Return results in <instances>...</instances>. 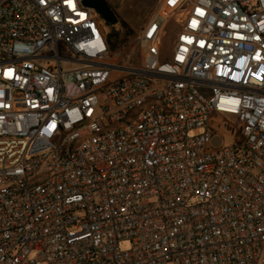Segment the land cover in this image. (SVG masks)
I'll use <instances>...</instances> for the list:
<instances>
[{"label":"built area","instance_id":"built-area-1","mask_svg":"<svg viewBox=\"0 0 264 264\" xmlns=\"http://www.w3.org/2000/svg\"><path fill=\"white\" fill-rule=\"evenodd\" d=\"M110 30L0 0V264H264V0H158L133 56Z\"/></svg>","mask_w":264,"mask_h":264},{"label":"rangeland","instance_id":"rangeland-1","mask_svg":"<svg viewBox=\"0 0 264 264\" xmlns=\"http://www.w3.org/2000/svg\"><path fill=\"white\" fill-rule=\"evenodd\" d=\"M110 4L111 8L114 10L115 14L118 16L119 22L125 21L127 26L136 32L141 25L148 19L153 9L156 7L158 0H106ZM99 15V14H98ZM97 18H99L96 15ZM102 18V17H101ZM107 24V23H106ZM110 25V24H109ZM177 26L173 20H168L163 25L162 32V43L164 47L168 50L171 48L175 36L177 34ZM58 51L62 56L70 57L72 53L65 47L61 42L57 45ZM136 46L131 36L127 43L124 45L122 54L132 55L135 53ZM75 63H65L62 62V68H72L76 66ZM227 124V128L225 125ZM201 129H194L190 131V134H196L201 132ZM217 137L221 139V144L227 145L238 138V132L235 131L233 125L230 122L223 123V128L217 130ZM119 246L122 250L130 248V242L127 240H122L119 242ZM45 264V263H41Z\"/></svg>","mask_w":264,"mask_h":264},{"label":"trees","instance_id":"trees-1","mask_svg":"<svg viewBox=\"0 0 264 264\" xmlns=\"http://www.w3.org/2000/svg\"><path fill=\"white\" fill-rule=\"evenodd\" d=\"M121 25L123 27V30L121 31L110 30L109 32L104 33V40L111 53L123 47L131 36H135V32L127 26L125 21H122Z\"/></svg>","mask_w":264,"mask_h":264},{"label":"water","instance_id":"water-1","mask_svg":"<svg viewBox=\"0 0 264 264\" xmlns=\"http://www.w3.org/2000/svg\"><path fill=\"white\" fill-rule=\"evenodd\" d=\"M82 3L100 14L107 24L114 25L118 22V16L106 0H82Z\"/></svg>","mask_w":264,"mask_h":264},{"label":"snow or ice","instance_id":"snow-or-ice-1","mask_svg":"<svg viewBox=\"0 0 264 264\" xmlns=\"http://www.w3.org/2000/svg\"><path fill=\"white\" fill-rule=\"evenodd\" d=\"M170 2H171V0H170Z\"/></svg>","mask_w":264,"mask_h":264}]
</instances>
